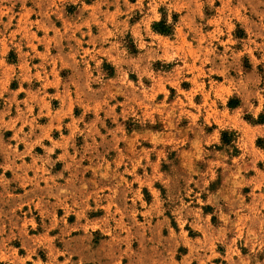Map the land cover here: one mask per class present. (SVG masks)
I'll return each instance as SVG.
<instances>
[{
    "label": "rangeland",
    "instance_id": "rangeland-1",
    "mask_svg": "<svg viewBox=\"0 0 264 264\" xmlns=\"http://www.w3.org/2000/svg\"><path fill=\"white\" fill-rule=\"evenodd\" d=\"M0 264H264V0H0Z\"/></svg>",
    "mask_w": 264,
    "mask_h": 264
},
{
    "label": "trees",
    "instance_id": "trees-1",
    "mask_svg": "<svg viewBox=\"0 0 264 264\" xmlns=\"http://www.w3.org/2000/svg\"><path fill=\"white\" fill-rule=\"evenodd\" d=\"M157 29L163 34L169 33V31H170V27L167 26L165 23H163L162 25L158 24ZM223 142L229 143V140L226 138V135L223 138Z\"/></svg>",
    "mask_w": 264,
    "mask_h": 264
}]
</instances>
